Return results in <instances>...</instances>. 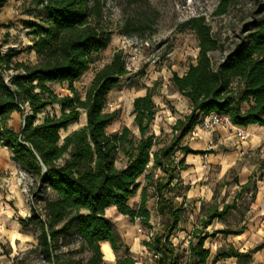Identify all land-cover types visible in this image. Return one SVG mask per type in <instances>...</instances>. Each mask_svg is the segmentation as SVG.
<instances>
[{
	"label": "trees",
	"instance_id": "16d2710c",
	"mask_svg": "<svg viewBox=\"0 0 264 264\" xmlns=\"http://www.w3.org/2000/svg\"><path fill=\"white\" fill-rule=\"evenodd\" d=\"M9 1L0 0V11ZM31 1L26 13L35 17L26 23L31 37L28 50L35 53L37 61H19V52L3 53L0 45V138L12 160L36 181L40 197L29 218L19 220L20 225L38 229L35 251L47 264H73L58 254L60 240L70 237L80 238V250L90 254L86 264H104L103 242L109 243L114 253L122 252L116 264H135L107 211L115 208L118 214L139 221L149 230L148 198L155 196L163 226L152 241L143 245L160 254L158 264H180L186 251L181 253L170 239L183 222L188 206L185 199L178 202L183 194L181 173L188 169L185 156L203 154L183 146L184 140L200 117L211 113L227 115L238 127H264V6L253 18L251 28L242 30L216 66L210 55L221 51L222 46L205 18H192L184 24L183 30L196 35L199 55L182 77L173 74L172 83L189 100L191 111L172 126L170 143L157 148L159 139L151 127L158 107L150 91L133 101V125L138 136L128 127L112 134L106 132L120 115L118 111L106 112V105L109 94L129 74L124 51H116L111 61L97 71L84 96L74 85L111 42L112 32L103 24L105 0ZM228 5V0H223L216 15H224ZM136 30L128 22L124 33ZM52 84L66 85L70 95H57ZM54 107L59 108L60 115L47 114L36 123L38 116ZM14 112L23 117L19 132L7 126ZM82 114L86 125L62 138L61 132L77 125ZM178 152L184 153L179 161ZM120 156L125 159L123 168L116 166ZM142 177L145 185L141 201L131 207L130 198L140 189ZM238 182L235 177L224 185ZM255 192L252 178L221 211L216 201L202 206L205 219L193 231L187 264H207L210 252L204 245L210 237L205 231L208 225L228 217L237 209L238 200L248 208L256 198ZM40 202L43 208L39 211L36 206ZM243 229L225 228L221 234L240 235ZM262 249L264 242L246 254L232 247L221 248L210 264L229 258L250 261L251 254Z\"/></svg>",
	"mask_w": 264,
	"mask_h": 264
},
{
	"label": "rangeland",
	"instance_id": "374dc122",
	"mask_svg": "<svg viewBox=\"0 0 264 264\" xmlns=\"http://www.w3.org/2000/svg\"><path fill=\"white\" fill-rule=\"evenodd\" d=\"M31 2V0H10L1 9L0 45L3 46L1 52L6 53L8 50H14L20 53L17 60L35 63L37 61L35 53L28 50L31 46V37L29 36L30 31L26 29V23L29 20H34L35 17L26 13ZM105 2L103 24L112 32L111 42L108 48L96 57L91 68L74 85L84 96L97 71L111 61L116 51H124L126 58L140 54L132 72L122 79L110 93L108 100L113 107L106 109V112L118 111L120 115L118 120L107 128L106 132L112 134L128 127L133 134L138 136V130L133 125V101L150 91L154 95L153 100L158 107L151 127V131L159 139L157 148L170 143L172 126L178 119L187 116L191 111L189 100L183 97L172 83L173 74L184 75L189 65L195 63L197 55H199L196 35L190 30H183L184 24L192 18H205L213 37L222 46L221 51L210 55L212 63L216 66L233 47L242 30L251 28L253 18L264 6V0H228L229 5L226 13L218 16L216 11L223 0H105ZM128 22H132L138 30L125 34ZM50 86L59 96L70 95L66 85L52 84ZM47 114L60 115V110L58 107L48 109L44 114L38 116L36 123H41ZM12 124L14 125L12 129L16 132H19L23 126L19 117ZM85 124L86 116L82 114L77 125L70 126L68 130L61 132L62 138ZM197 142H201L200 136L195 137L191 134L182 145L192 147L194 151H197L202 148L200 147L201 143L197 145ZM215 151L214 144L209 140L203 150L204 156ZM183 157L184 153L178 152L176 160L179 161ZM186 159L192 162L193 169L181 173L183 193L188 188H196L199 183H202L206 178H211L215 173L207 161L203 164V169L196 170L194 164L195 160L199 159L197 156H187ZM124 165L125 159L120 156L116 166L123 168ZM200 170L204 175L201 179L197 175L200 174ZM236 174V171L230 172L228 180L232 181ZM24 179L27 186V193H24L27 200V205H25L28 209L30 208L26 218H29L34 202L40 197L36 193V181L28 174L24 175ZM139 182L141 187L138 192L145 185L144 177L139 179ZM222 182L224 184L227 180ZM23 185L22 183L20 185L22 189ZM223 191L224 187L220 190L219 200L223 197ZM1 195L4 197H0V204L6 198V194ZM231 200L232 198L229 201ZM42 206L43 203L40 202L36 208L40 211ZM4 212L0 205V264H47L41 253L35 251L39 235L38 229L35 226L23 228L19 223L20 217L15 215V218H10ZM107 212L115 231L118 228L121 229L123 223L118 222L119 215L116 209L111 208ZM14 221H18L19 225L14 224ZM182 229V224H180L175 232V238L171 239L181 253L184 251L186 240L182 241L176 236H182ZM137 236H141V242L146 241L147 230L141 224L138 227ZM60 242L62 247L58 254L63 258L70 260L73 264L87 263L90 254L80 250V238H62ZM122 245L125 247L124 243ZM185 250H188V247ZM186 257L185 254L183 259L181 258L182 262L186 261ZM142 259L146 264H152L148 257H142Z\"/></svg>",
	"mask_w": 264,
	"mask_h": 264
},
{
	"label": "crops",
	"instance_id": "0c3cea01",
	"mask_svg": "<svg viewBox=\"0 0 264 264\" xmlns=\"http://www.w3.org/2000/svg\"><path fill=\"white\" fill-rule=\"evenodd\" d=\"M19 61L23 60L20 59ZM143 96L145 95L139 97ZM17 117L20 118L23 125L22 115L20 116V113L14 112L7 122L8 128L14 126L12 123ZM238 131H244L248 134V139L246 141H240L236 136ZM191 134L195 137L200 136L201 142H197V145L201 143L200 147L202 148L195 152H202L203 154L187 156L199 157L198 160H195L196 162L194 164L196 170L203 169V164L207 161L211 164L210 168L215 173L212 174L211 178H206L202 183H199L196 188H188L182 194V197L178 198V202L180 203L185 199L184 203H187L189 208L188 206L186 207L185 217L181 223L183 227L182 236H176V238L182 239V241L186 240L183 250L186 251L185 254L187 255V250L185 249L191 243L193 231L196 228H200L201 222L205 219V215L201 211L202 206L216 201L221 211L225 204H231L233 202L236 194L240 192L241 187L253 178L256 185V198L254 202L248 208H245L243 202L238 200L236 210L232 211L223 221L214 220L205 230L210 234V237L204 245V248L210 252V259H208L207 264H210L213 256L221 248L232 247L237 252L246 254L264 242V127L257 125L238 127L231 125L220 126L214 132H207L205 129L196 125L189 135ZM209 140L214 144L216 151L204 156L203 150ZM189 148L193 150L192 147ZM187 156H185V164L188 166L186 171L193 169L192 162L186 159ZM232 171H236L237 174L235 177L239 182L225 186V183L222 184V181L227 180L226 183L231 182L228 178L229 173ZM27 174L12 160L10 150L0 144V197L2 196L1 194H6L5 200L0 205L2 210L5 211L4 214L10 216V218H15L16 215L21 219H26L30 212L28 211L30 208L28 209L26 206L27 200L23 191L27 188L24 181V175ZM197 175L200 179L204 177L201 170L200 174L198 173ZM21 183L24 184L22 186L23 189L20 187ZM222 187H224L223 197L219 200ZM230 198H232L231 201H229ZM140 201L141 190L130 198L129 203L131 207H137ZM148 209L151 212L152 223L158 219L157 204L153 198H148ZM118 215V222L123 223H121L123 225L121 229H116V234L120 242L124 243L129 251L130 258L135 264H146L142 259L144 257L142 255L145 240L141 242V236H137L140 223L138 221H131L126 216ZM13 223L19 225L18 221H14ZM225 228H231L233 230L245 229H243L240 235H223L221 232ZM175 232L171 239L175 238ZM171 239L172 244L176 246ZM100 245L104 256V264H116L118 256L123 255L122 252L114 253L109 243L103 242ZM216 264H264V249L251 254L250 261L229 258L222 259Z\"/></svg>",
	"mask_w": 264,
	"mask_h": 264
},
{
	"label": "built area",
	"instance_id": "2783aa9c",
	"mask_svg": "<svg viewBox=\"0 0 264 264\" xmlns=\"http://www.w3.org/2000/svg\"><path fill=\"white\" fill-rule=\"evenodd\" d=\"M139 55L140 54H134V55L126 58V70L128 71V73L132 72L135 64L138 61ZM112 107H113L112 104L109 103V101H108L107 105H106V109L112 108ZM230 119L231 118H229L227 115H224V114L211 113L208 115L201 116L197 125L203 129H205L208 132H214L220 126H231V125H233L231 123ZM1 131H2V127L0 126V132ZM236 136L240 141H246L248 139V134H246L244 131H238L236 133ZM0 144L4 145V141L2 138H0ZM23 191H24V193H27V189H25ZM153 199L156 201L155 196ZM185 206H187V205L185 204ZM151 226H152L151 229H149V230L146 229L147 230L146 242L152 241L156 232L163 225H161V220L158 218L156 221L151 223ZM142 256H144L145 258L148 257L152 264H158V262L161 258L160 254H157V253L151 251L148 247H145V246H144V251H143ZM180 264H187V262L181 261Z\"/></svg>",
	"mask_w": 264,
	"mask_h": 264
},
{
	"label": "water",
	"instance_id": "95a60500",
	"mask_svg": "<svg viewBox=\"0 0 264 264\" xmlns=\"http://www.w3.org/2000/svg\"><path fill=\"white\" fill-rule=\"evenodd\" d=\"M86 125V124H85ZM84 127V126H83Z\"/></svg>",
	"mask_w": 264,
	"mask_h": 264
}]
</instances>
